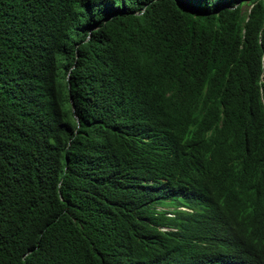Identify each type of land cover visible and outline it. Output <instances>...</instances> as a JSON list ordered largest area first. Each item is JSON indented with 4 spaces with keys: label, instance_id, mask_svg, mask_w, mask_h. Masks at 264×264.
<instances>
[{
    "label": "trees",
    "instance_id": "16d2710c",
    "mask_svg": "<svg viewBox=\"0 0 264 264\" xmlns=\"http://www.w3.org/2000/svg\"><path fill=\"white\" fill-rule=\"evenodd\" d=\"M0 264H264V0H0Z\"/></svg>",
    "mask_w": 264,
    "mask_h": 264
},
{
    "label": "rangeland",
    "instance_id": "374dc122",
    "mask_svg": "<svg viewBox=\"0 0 264 264\" xmlns=\"http://www.w3.org/2000/svg\"><path fill=\"white\" fill-rule=\"evenodd\" d=\"M248 6H247V3H244V5H243V8H247Z\"/></svg>",
    "mask_w": 264,
    "mask_h": 264
}]
</instances>
